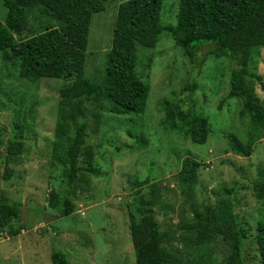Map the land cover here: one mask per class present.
<instances>
[{"label": "rangeland", "instance_id": "1", "mask_svg": "<svg viewBox=\"0 0 264 264\" xmlns=\"http://www.w3.org/2000/svg\"><path fill=\"white\" fill-rule=\"evenodd\" d=\"M122 1L110 0L92 17L85 75L94 81L103 73ZM5 14L0 0L1 22ZM177 14L178 0H163L162 23L175 25ZM56 27L58 23L42 8L29 9L25 30L14 36L15 41ZM210 48L200 47L190 59L168 32L161 34L154 48L138 47L136 72L150 87L145 110L120 116L89 110V138L80 164L89 162L99 174L86 173L84 185L75 189L67 184L62 168L50 162L64 80L21 79L18 66L0 57V195L21 205L19 217L0 229V264H52L54 251L64 253L70 264H134L127 215L135 213L136 199L147 189L135 183L145 178L158 184L161 200L155 207V219L170 231L164 245L167 255L173 253L172 258L180 259L177 264H201L194 238L184 225L192 221L194 210L220 203L230 204L236 221L249 229L251 236L242 245L244 264H261L253 235L257 223L264 222V194L257 185L263 179L264 132L249 156L231 151L224 135H234L245 145L247 118L239 115L242 100L229 96L234 63L225 57L214 58ZM249 71L252 76L248 81L264 104V47L253 51ZM254 75L262 80L257 81ZM192 81L197 89L185 92L183 87ZM164 100L207 118L211 132L205 143H193L184 134L166 128ZM17 133L24 151L9 156L7 142ZM141 139L146 145H141ZM185 156L201 162L191 197L182 193L177 180ZM53 189L71 191L72 215L61 217L49 206ZM10 227L22 230L9 237ZM206 251L210 264H226L231 253L220 239L210 240Z\"/></svg>", "mask_w": 264, "mask_h": 264}, {"label": "trees", "instance_id": "2", "mask_svg": "<svg viewBox=\"0 0 264 264\" xmlns=\"http://www.w3.org/2000/svg\"><path fill=\"white\" fill-rule=\"evenodd\" d=\"M1 1L6 8L4 21H0L2 60L17 65L20 78L27 81L37 82L41 78L64 80L59 89L50 162L62 168L69 186H83L86 173L99 174L89 162L80 164L89 138L86 122L89 110L101 109L118 116L144 112L150 87L136 72L137 50L139 46L154 48L163 32H168L175 45L182 48L190 59L195 57L197 49L211 45L208 51L211 56L216 59L225 57L234 63L229 96L242 100L239 115L247 118L246 144L234 135L224 136L233 153L248 156L261 138L264 104L255 95L248 78L252 76L249 65L253 51L264 47V0H178L175 25L161 21L163 0L122 1L118 5L111 48L98 81L85 75L89 27L93 15L103 11L110 0ZM37 7L49 14L58 27L46 28L15 41L14 36L22 35L25 30L27 10ZM254 78L262 80L260 75H254ZM197 86L194 81L188 82L183 90L194 92ZM262 87L264 89L263 84ZM162 106L166 128L184 134L193 143L206 142L211 132L206 117L168 100H164ZM14 136L7 142L9 156L24 151L18 133ZM141 141V145H146V140ZM200 165V161L190 156L181 160L177 180L182 193L188 197L193 196L198 183ZM262 175L263 179L257 184L261 188L260 194H264V170ZM150 179L135 183L147 189L137 197L135 213L127 215L134 264H177L178 257L174 259L173 253L166 254L164 243L170 231L162 228L155 219V207L161 198L158 184L149 183ZM70 194L71 191L62 193L54 189L49 194V206L57 209L61 217L70 216L74 211ZM20 212L19 203L0 195V229L9 226ZM236 220L233 208L226 203L194 210L192 221L184 226L194 238V248L200 253L201 264H210L206 249L208 242L216 239L231 250L226 264H244L242 245L251 235L249 229ZM21 230V227H10L8 235L16 236ZM253 239L259 261L264 264V222L257 223ZM51 262L70 264L61 251L52 252Z\"/></svg>", "mask_w": 264, "mask_h": 264}]
</instances>
